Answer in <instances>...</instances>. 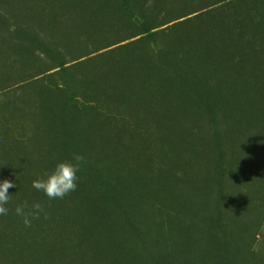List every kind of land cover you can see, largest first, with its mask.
Listing matches in <instances>:
<instances>
[{
  "label": "rangeland",
  "instance_id": "obj_1",
  "mask_svg": "<svg viewBox=\"0 0 264 264\" xmlns=\"http://www.w3.org/2000/svg\"><path fill=\"white\" fill-rule=\"evenodd\" d=\"M5 179L0 264H264V0H0Z\"/></svg>",
  "mask_w": 264,
  "mask_h": 264
},
{
  "label": "clouds",
  "instance_id": "obj_2",
  "mask_svg": "<svg viewBox=\"0 0 264 264\" xmlns=\"http://www.w3.org/2000/svg\"><path fill=\"white\" fill-rule=\"evenodd\" d=\"M86 163L85 157L78 153H73L70 160H65L56 164L53 171L45 174V178L32 181V187L37 192L43 193L49 201L64 199L70 193L76 191L78 173L82 165ZM16 187L10 180L0 182V216H7L9 205L12 202V194L9 189ZM15 215L18 216L26 228L32 227L34 220H39L41 214L48 218L45 207L40 202L30 203L28 200L17 204L14 208Z\"/></svg>",
  "mask_w": 264,
  "mask_h": 264
}]
</instances>
